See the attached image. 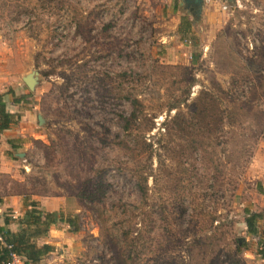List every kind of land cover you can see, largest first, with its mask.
<instances>
[{"label": "rangeland", "instance_id": "1", "mask_svg": "<svg viewBox=\"0 0 264 264\" xmlns=\"http://www.w3.org/2000/svg\"><path fill=\"white\" fill-rule=\"evenodd\" d=\"M3 90L37 264H264V0H0Z\"/></svg>", "mask_w": 264, "mask_h": 264}, {"label": "trees", "instance_id": "2", "mask_svg": "<svg viewBox=\"0 0 264 264\" xmlns=\"http://www.w3.org/2000/svg\"><path fill=\"white\" fill-rule=\"evenodd\" d=\"M22 100L23 97L14 98L15 103ZM16 115L8 110L5 93H0V133L16 123ZM24 207L23 215L17 219L19 225L17 231L9 228L10 223L15 221L11 216H5V224L0 225V264H6L12 253L21 256L24 264L39 263L55 250L54 245L48 242H39L40 239L48 236L51 227L61 221L70 226L75 225L73 217L65 215L63 212L46 210L38 200L24 199ZM262 217L261 212L247 213L245 221L249 233L257 234V221ZM240 240L237 239V246H240Z\"/></svg>", "mask_w": 264, "mask_h": 264}, {"label": "crops", "instance_id": "3", "mask_svg": "<svg viewBox=\"0 0 264 264\" xmlns=\"http://www.w3.org/2000/svg\"><path fill=\"white\" fill-rule=\"evenodd\" d=\"M0 93H3V94L5 93V100L7 102L8 110L10 112L15 113L16 112L14 110L15 105L12 106V103H11L12 102L11 100L13 98L10 96L13 93L11 94L10 92V95L9 94L7 95L4 90L1 91ZM11 129L12 128H9L3 131L2 133H0L1 140L3 141V144H4L3 149L0 150V214H1L0 225L5 224L4 222L5 216H11L12 219L15 221H13L14 223L13 222L10 223L9 228H11V230L13 231H17L19 228L17 219L19 218L20 215L22 216L24 212L23 207H22V204L24 206V200L22 201V196L24 195V193H20L18 191L8 193L7 184L3 185L9 179L8 176L4 174L9 173V172L12 173V171L16 172V170L14 169L16 162L13 161L11 157H7L4 153L5 149L7 150L9 149L8 147L12 144L13 137L15 136L13 135V132H10ZM42 201H43V205H45L49 211H54V210H51L52 206L50 204H47L44 200Z\"/></svg>", "mask_w": 264, "mask_h": 264}, {"label": "water", "instance_id": "4", "mask_svg": "<svg viewBox=\"0 0 264 264\" xmlns=\"http://www.w3.org/2000/svg\"><path fill=\"white\" fill-rule=\"evenodd\" d=\"M206 0H184L186 6L188 8H198V11H201ZM229 2H234L235 0H228ZM231 4V3H230ZM192 6V7H191ZM24 82L29 86V88H33L36 84V77L33 74H28L24 76Z\"/></svg>", "mask_w": 264, "mask_h": 264}, {"label": "built area", "instance_id": "5", "mask_svg": "<svg viewBox=\"0 0 264 264\" xmlns=\"http://www.w3.org/2000/svg\"><path fill=\"white\" fill-rule=\"evenodd\" d=\"M229 7L228 4H223L222 8L227 9ZM6 264H24L23 259L21 256L17 255L16 253L11 254V258L7 261Z\"/></svg>", "mask_w": 264, "mask_h": 264}]
</instances>
